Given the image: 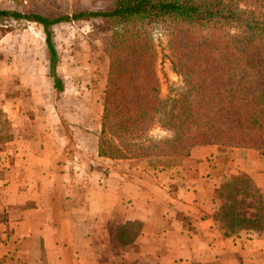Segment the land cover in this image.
<instances>
[{
	"label": "crops",
	"instance_id": "obj_1",
	"mask_svg": "<svg viewBox=\"0 0 264 264\" xmlns=\"http://www.w3.org/2000/svg\"><path fill=\"white\" fill-rule=\"evenodd\" d=\"M26 24L35 25L25 33L29 50L0 59V112L9 123L8 136L0 132V264H264V226L227 232L215 199L243 173L264 211V154L195 146L189 158L199 163L188 169L99 156L101 100L99 121L66 125L53 102L51 112L50 95L65 84L57 63L54 87L42 25ZM251 203L241 211L253 221Z\"/></svg>",
	"mask_w": 264,
	"mask_h": 264
},
{
	"label": "trees",
	"instance_id": "obj_2",
	"mask_svg": "<svg viewBox=\"0 0 264 264\" xmlns=\"http://www.w3.org/2000/svg\"><path fill=\"white\" fill-rule=\"evenodd\" d=\"M6 16L42 25L50 76L61 89L50 27L68 16L0 9V18ZM71 17L110 24L99 156L172 167L184 165L201 145L264 154V0H114L110 10ZM160 53L180 80L167 94L158 73ZM249 198L253 221L241 211ZM215 199L217 220L227 232L264 226L262 194L246 174L222 184Z\"/></svg>",
	"mask_w": 264,
	"mask_h": 264
},
{
	"label": "rangeland",
	"instance_id": "obj_3",
	"mask_svg": "<svg viewBox=\"0 0 264 264\" xmlns=\"http://www.w3.org/2000/svg\"><path fill=\"white\" fill-rule=\"evenodd\" d=\"M114 6V0H0V9L20 14H36L49 18L68 16V19L50 27L52 41L58 54L57 72L63 77L65 90L50 95L51 112L54 103L58 116L66 125L77 119L97 118L99 102H103V92L108 71V50L111 40L110 24L100 17L73 19L71 16L84 11H105ZM24 18L6 16L0 18V59H4L15 48L18 53L25 52L33 40L26 37L35 25L28 24ZM34 22V21H33ZM27 28V29H26ZM25 29V30H24ZM23 33V34H20ZM156 34V37H160ZM13 40L19 46L10 44ZM159 41V42H158ZM160 43L157 39L156 43ZM29 44V45H27ZM160 53L158 73L162 83V93L180 85L179 77L172 71L169 59ZM53 102V103H52ZM102 104V103H101ZM103 110V104H102ZM102 115V113H101ZM101 119V116H100ZM65 133L70 128L65 126ZM0 132L3 137L9 134V123L0 112ZM219 148H225L220 146ZM233 152V149H229ZM199 160L190 159L184 163L188 168L198 165ZM0 216L3 217V214Z\"/></svg>",
	"mask_w": 264,
	"mask_h": 264
}]
</instances>
